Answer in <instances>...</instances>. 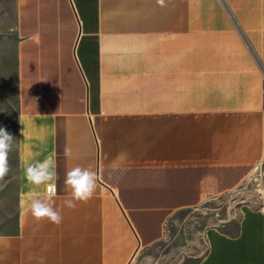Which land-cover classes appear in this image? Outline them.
<instances>
[{
    "label": "crops",
    "instance_id": "crops-1",
    "mask_svg": "<svg viewBox=\"0 0 264 264\" xmlns=\"http://www.w3.org/2000/svg\"><path fill=\"white\" fill-rule=\"evenodd\" d=\"M0 57L17 106L0 264H264V0H0ZM50 155L59 225L27 211L44 186L24 169ZM76 166L98 186L69 209Z\"/></svg>",
    "mask_w": 264,
    "mask_h": 264
},
{
    "label": "clouds",
    "instance_id": "clouds-1",
    "mask_svg": "<svg viewBox=\"0 0 264 264\" xmlns=\"http://www.w3.org/2000/svg\"><path fill=\"white\" fill-rule=\"evenodd\" d=\"M164 0H158L163 4ZM23 135V131H22ZM13 135L5 128L0 127V181L10 172L9 153L13 148ZM55 169L53 156H48L42 162L28 164L24 169L25 179L28 184L39 187L44 186V195L38 197L33 194L29 197L27 211H30L36 221L47 220L55 225L62 223L63 216L61 210L54 207L57 196V184L59 179ZM64 191L70 190L71 198L65 201V206L69 209L77 207V203H87L93 198L98 186V174L90 167H73L65 172ZM21 207L24 208V200L21 199ZM149 259L150 258H146Z\"/></svg>",
    "mask_w": 264,
    "mask_h": 264
},
{
    "label": "rangeland",
    "instance_id": "rangeland-1",
    "mask_svg": "<svg viewBox=\"0 0 264 264\" xmlns=\"http://www.w3.org/2000/svg\"><path fill=\"white\" fill-rule=\"evenodd\" d=\"M5 1V0H4ZM5 8V3H3ZM198 36H192V43H197ZM3 53H1L3 57ZM0 127L5 128L14 137L13 148L9 153L10 172L0 181V229L6 227L9 222L16 218L17 203L13 189L16 185V156H17V106L13 86L7 83L6 59L0 57ZM229 200L231 197L228 198ZM234 203L240 204L243 197H233ZM215 214V212H214ZM226 214V213H221ZM230 214V213H229ZM145 262V261H144ZM136 262H134L135 264ZM151 264L150 261L147 262Z\"/></svg>",
    "mask_w": 264,
    "mask_h": 264
},
{
    "label": "built area",
    "instance_id": "built-area-1",
    "mask_svg": "<svg viewBox=\"0 0 264 264\" xmlns=\"http://www.w3.org/2000/svg\"><path fill=\"white\" fill-rule=\"evenodd\" d=\"M252 179L258 188L264 189V162L257 161L252 166Z\"/></svg>",
    "mask_w": 264,
    "mask_h": 264
}]
</instances>
